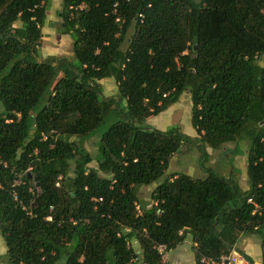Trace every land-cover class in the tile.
<instances>
[{
  "label": "trees",
  "instance_id": "16d2710c",
  "mask_svg": "<svg viewBox=\"0 0 264 264\" xmlns=\"http://www.w3.org/2000/svg\"><path fill=\"white\" fill-rule=\"evenodd\" d=\"M50 5L0 0L8 263L134 264L140 256L170 264L158 246L168 251L190 235L196 264H206L255 234L264 264V0H62L72 56L40 60ZM107 77L115 97L103 94ZM185 92L197 135L148 123ZM123 100L102 134L99 166H89L93 156L73 137L94 135ZM244 138L247 190L212 168L204 178L166 175L185 145L205 156L206 147ZM151 184L153 203L141 205L139 188Z\"/></svg>",
  "mask_w": 264,
  "mask_h": 264
},
{
  "label": "rangeland",
  "instance_id": "374dc122",
  "mask_svg": "<svg viewBox=\"0 0 264 264\" xmlns=\"http://www.w3.org/2000/svg\"><path fill=\"white\" fill-rule=\"evenodd\" d=\"M62 10V0H51V5L47 10V19L44 25V33H49L42 38L41 46L38 50V59L44 57L49 58L50 53L59 49V54L52 56H72V38L69 34L63 32V18L60 15ZM20 23H17L19 25ZM54 24V25H53ZM57 40V41H56ZM101 81L103 94L107 97H115L118 89L114 77H107ZM125 100L118 102V108L106 117L105 122L100 128L87 139L79 140V137H73L77 143L80 142L83 147L90 151L94 160L89 166L98 167V146L101 144L102 134L109 126L118 120L121 111L126 109ZM4 111V105L0 100V112ZM148 123L158 129H168L178 125L181 130L188 135H197L192 124L191 100L190 94L185 92L180 100L162 111L158 115L151 116ZM249 139H239L237 141L227 142L219 148L206 147L207 155H203L202 150L197 145H185L182 149L175 153L169 163L166 175L186 173L194 177L204 178L207 175V169L212 168L228 179L234 180L242 190L249 186V178L245 161L248 156ZM243 161V163H242ZM74 165V164H73ZM72 165V166H73ZM247 166V165H246ZM101 175L110 176L107 172L101 171ZM156 184L144 185L139 188V197L141 205H150L153 203L151 193L155 189ZM132 246L138 251L140 245L136 239L131 241ZM192 242L187 238L178 244L170 253H181L183 264H195V253ZM6 243L0 234V264H9L5 253ZM163 255L165 261L171 259L169 256ZM189 258V261H188ZM134 264H142L141 258H137Z\"/></svg>",
  "mask_w": 264,
  "mask_h": 264
},
{
  "label": "crops",
  "instance_id": "0c3cea01",
  "mask_svg": "<svg viewBox=\"0 0 264 264\" xmlns=\"http://www.w3.org/2000/svg\"><path fill=\"white\" fill-rule=\"evenodd\" d=\"M43 27H42V32H43V37H44L46 34L49 35V33H44ZM58 51L59 49H56L54 52L50 53L49 56H52L54 54H59ZM45 58L46 57H44L43 59ZM244 163H245V167L247 168L246 166L247 160ZM248 188L249 186H247L244 190H247ZM188 239H190L192 242V245H194L192 241V237L190 235L188 236ZM172 249L175 250L176 248L174 247ZM172 249L166 251L165 253V256L167 255L171 257V259H168L167 262L170 264H183L184 261L181 256V253L176 254V256H174L173 253H170ZM6 251L7 250H5V253ZM243 253L251 257L253 261L251 263L248 262V260L243 256ZM233 259L235 261V264H262V246H261L258 236L255 234L243 235L239 241L238 248L236 249L235 253H233ZM188 261H189V258H188ZM195 264H196V261H195Z\"/></svg>",
  "mask_w": 264,
  "mask_h": 264
},
{
  "label": "built area",
  "instance_id": "2783aa9c",
  "mask_svg": "<svg viewBox=\"0 0 264 264\" xmlns=\"http://www.w3.org/2000/svg\"><path fill=\"white\" fill-rule=\"evenodd\" d=\"M137 207L139 208V206ZM47 219H51V216H48ZM236 249L237 245L235 244L229 253L221 255L219 259L203 258V261L206 264H235V261L233 259V253H235ZM158 250L164 255V252H166V246L159 245Z\"/></svg>",
  "mask_w": 264,
  "mask_h": 264
},
{
  "label": "water",
  "instance_id": "95a60500",
  "mask_svg": "<svg viewBox=\"0 0 264 264\" xmlns=\"http://www.w3.org/2000/svg\"><path fill=\"white\" fill-rule=\"evenodd\" d=\"M28 175H29V177H31V176H32L30 172L28 173ZM34 179L36 180V177H34Z\"/></svg>",
  "mask_w": 264,
  "mask_h": 264
}]
</instances>
